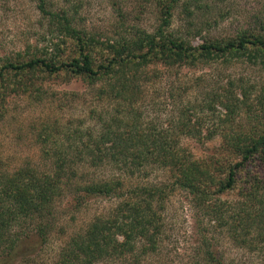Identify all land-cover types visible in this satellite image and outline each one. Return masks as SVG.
Instances as JSON below:
<instances>
[{
  "label": "trees",
  "instance_id": "16d2710c",
  "mask_svg": "<svg viewBox=\"0 0 264 264\" xmlns=\"http://www.w3.org/2000/svg\"><path fill=\"white\" fill-rule=\"evenodd\" d=\"M35 1L58 34L57 43L48 53H18L14 59H0V122L11 95L41 98L45 83L55 79H78L88 86L103 83L100 94L118 101L124 109L109 119L100 117L98 130H67L60 142L44 131L40 140L50 160V172L40 173L31 166L0 172V264H30L25 260L30 240L39 246L47 243L56 227L58 203L67 194L78 203L91 197L118 203L108 216L96 217L67 238L54 264L107 260L140 264L157 249L162 214L175 189L189 194L204 216L226 227L238 246L262 253L264 262V109L251 130H230L228 126L220 130L222 143L201 160L193 159L180 146L175 133L144 128L130 115L142 69L152 64L245 59L264 71V24L234 37L193 45L167 31L178 0H155L161 24L153 33L136 28L116 39L100 40L74 28L64 14L47 11L43 0ZM243 95L241 102L231 96L228 104H221L229 112L227 121L242 112L253 116L249 96ZM148 168L164 171L172 184L130 187V180ZM90 169L112 173L108 178L89 177L83 182Z\"/></svg>",
  "mask_w": 264,
  "mask_h": 264
},
{
  "label": "rangeland",
  "instance_id": "374dc122",
  "mask_svg": "<svg viewBox=\"0 0 264 264\" xmlns=\"http://www.w3.org/2000/svg\"><path fill=\"white\" fill-rule=\"evenodd\" d=\"M43 5L49 12L67 16L74 28L100 40H113L136 28L153 33L161 24L155 0H43ZM259 24H264V0H178L167 31L198 45L252 31ZM50 25L35 0H0V59H14L18 53L51 52L58 34ZM137 86L130 115L144 128L175 133L180 146L198 160L210 157L222 143L220 130L226 126L251 130L264 109V71L245 59L152 64L142 69ZM104 87L103 83L88 86L78 79H55L45 83L41 98L11 95L0 122V172L28 166L40 173L50 172L40 135L51 133L60 142L67 130H98L100 117L109 119L123 108L118 101L100 94ZM244 92L253 116L242 112L227 121L229 112L223 106L229 103L227 97L241 102ZM111 173L109 169L86 170L88 177L83 182L108 178ZM144 173L130 180L129 186H169L173 182L156 168ZM117 203L102 197L78 203L67 194L58 203L56 227L47 243L39 246L31 239V249H26L30 254L24 259L30 264H54L67 238L96 217L108 216ZM162 219L157 249L140 264H264L262 253L238 246L226 227L204 216L182 190L171 191Z\"/></svg>",
  "mask_w": 264,
  "mask_h": 264
}]
</instances>
